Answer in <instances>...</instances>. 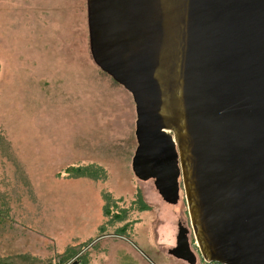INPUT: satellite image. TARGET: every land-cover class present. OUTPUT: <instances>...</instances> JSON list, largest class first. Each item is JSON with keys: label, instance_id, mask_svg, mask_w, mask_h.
Masks as SVG:
<instances>
[{"label": "rangeland", "instance_id": "374dc122", "mask_svg": "<svg viewBox=\"0 0 264 264\" xmlns=\"http://www.w3.org/2000/svg\"><path fill=\"white\" fill-rule=\"evenodd\" d=\"M135 120L92 60L86 0H0V259L40 264L86 242L60 262L188 264L169 251L189 225L181 179L170 204L136 178Z\"/></svg>", "mask_w": 264, "mask_h": 264}, {"label": "water", "instance_id": "95a60500", "mask_svg": "<svg viewBox=\"0 0 264 264\" xmlns=\"http://www.w3.org/2000/svg\"><path fill=\"white\" fill-rule=\"evenodd\" d=\"M86 17L135 105L133 174L170 204L181 179L203 259L264 264V0H86Z\"/></svg>", "mask_w": 264, "mask_h": 264}, {"label": "flooded vegetation", "instance_id": "af4514ba", "mask_svg": "<svg viewBox=\"0 0 264 264\" xmlns=\"http://www.w3.org/2000/svg\"><path fill=\"white\" fill-rule=\"evenodd\" d=\"M103 215H104V210H103ZM177 230H178V233L176 235L175 245L173 247H171L169 251H171L172 249L175 248L176 250H179L181 253H183L184 256L186 255V257H189L190 254H192L193 259H194V263L193 264H197L199 261L201 262L202 258H201L200 254H199L197 246L195 245L196 243H195V240L193 238V234H192L190 225H185V224H183L182 221H178ZM179 232H181L180 233V238H178L179 241H177V237L179 235ZM100 237H98V238H100ZM190 258H191V256H190ZM183 261H185L188 264H190L185 259Z\"/></svg>", "mask_w": 264, "mask_h": 264}, {"label": "trees", "instance_id": "16d2710c", "mask_svg": "<svg viewBox=\"0 0 264 264\" xmlns=\"http://www.w3.org/2000/svg\"><path fill=\"white\" fill-rule=\"evenodd\" d=\"M95 168V167H94ZM68 169H70V174L72 175V177H77V176H81L82 174H85V175H87V177H90V178H97V177H95V176H93L89 171H88V167H84V168H80V166H78V167H76V168H68ZM98 169V168H97ZM103 178H105V176H103ZM142 209H144L143 207H142ZM84 243H86V242H84ZM84 243H82V244H75V245H72V246H69L64 252H62V253H60L59 255H56L55 257H53V258H49V259H47V260H44L43 262L41 261V260H36L35 259V262H41L42 264H46V263H51L54 259H60L61 261H65V260H63V257H65L66 255H68V257H70V259L72 258V257H74V255L75 254H77L78 253V251L81 249V248H83V246H84ZM88 243V242H87ZM81 247V248H80ZM77 248H80L77 252H76V249ZM80 252V251H79ZM67 257V258H68ZM15 258V257H14ZM29 257H27L26 259H28ZM33 262H34V259H31ZM59 260V261H60ZM8 262V260L6 259V258H1L0 259V264H8L7 263ZM34 262V263H35ZM66 262V261H65ZM40 263V264H41ZM79 263V262H78ZM85 262L84 261H80V264H84Z\"/></svg>", "mask_w": 264, "mask_h": 264}, {"label": "built area", "instance_id": "2783aa9c", "mask_svg": "<svg viewBox=\"0 0 264 264\" xmlns=\"http://www.w3.org/2000/svg\"><path fill=\"white\" fill-rule=\"evenodd\" d=\"M47 264H63V263H61L59 259H54L51 263H47ZM66 264H69V263H66ZM200 264H226V263H221L218 261H210V260H206L202 258Z\"/></svg>", "mask_w": 264, "mask_h": 264}, {"label": "crops", "instance_id": "0c3cea01", "mask_svg": "<svg viewBox=\"0 0 264 264\" xmlns=\"http://www.w3.org/2000/svg\"><path fill=\"white\" fill-rule=\"evenodd\" d=\"M58 254H59V253H58ZM23 255L25 256V258H27V257H29V256L31 257V255L28 254V253H25V254H23ZM39 257L44 258V257H47V256H39ZM39 257L37 256V258H39ZM54 257H55V256H54ZM42 258H41V259H42ZM182 261H183V260H182ZM182 261H181V262H182ZM182 263H185V262H182ZM185 264H186V263H185Z\"/></svg>", "mask_w": 264, "mask_h": 264}]
</instances>
